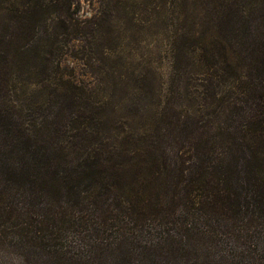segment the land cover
Masks as SVG:
<instances>
[{
  "label": "trees",
  "instance_id": "trees-1",
  "mask_svg": "<svg viewBox=\"0 0 264 264\" xmlns=\"http://www.w3.org/2000/svg\"><path fill=\"white\" fill-rule=\"evenodd\" d=\"M32 3L0 7V264H264V20L217 0L178 49L227 86L210 112L110 144L91 104L13 101L39 14L71 20Z\"/></svg>",
  "mask_w": 264,
  "mask_h": 264
},
{
  "label": "rangeland",
  "instance_id": "rangeland-1",
  "mask_svg": "<svg viewBox=\"0 0 264 264\" xmlns=\"http://www.w3.org/2000/svg\"><path fill=\"white\" fill-rule=\"evenodd\" d=\"M33 1L0 0V7L30 10ZM230 1L264 20V0ZM216 2L73 0L66 23L41 12L18 60L13 101L27 113L45 112L49 102L91 104L110 144L143 136L165 113L204 116L214 91L227 86L211 80L200 51L186 58L178 49L185 32L205 29L201 19Z\"/></svg>",
  "mask_w": 264,
  "mask_h": 264
}]
</instances>
